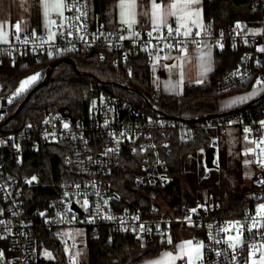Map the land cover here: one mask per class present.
I'll list each match as a JSON object with an SVG mask.
<instances>
[{
    "label": "built area",
    "instance_id": "2783aa9c",
    "mask_svg": "<svg viewBox=\"0 0 264 264\" xmlns=\"http://www.w3.org/2000/svg\"><path fill=\"white\" fill-rule=\"evenodd\" d=\"M254 1L261 11L258 25L234 22L228 28L204 26L192 29L185 36L184 32L188 30L181 27L177 34L179 24L174 20L169 24L173 29L172 35L168 33L169 26L158 31L145 24L108 26L94 17L91 0H73L72 6L64 10V18L54 24V36L41 31L14 30L8 42L0 43V66L5 61L16 63L21 58H32L40 64L66 52L96 49L101 58L110 55L114 65H121L130 73L133 70L132 61L139 53L145 54L152 66L156 61L167 60L170 54L194 55L203 43L213 48H221L228 43L240 44L246 45L248 50L242 54L240 64L218 81L217 88L222 93L233 92L251 81L257 68L259 72L255 85L264 97V52L259 50L264 48V0ZM81 13L85 15L81 16ZM78 16L79 20L76 19ZM23 93L0 91V220L5 222L0 224V252L3 253L0 264H35L38 260L36 231L40 229L63 232L108 227L122 236L146 242L154 237L169 235L174 227H187L195 232V241L204 245L203 254L193 264H245V261L250 264V255L264 244V214L258 215L259 205L264 204V183H260L264 180V143H260L264 140V124L261 123L264 121V104L260 107L259 117L251 113L232 112L227 116L205 118L203 122L175 117L152 119L137 106L91 87L86 95L88 110L81 116L48 110L40 124L7 128L9 108ZM197 126L216 129L223 134L228 133L230 128H236L250 144L254 170L252 198L255 200L250 210L239 215L222 216L217 214V208L211 201L185 208L179 215L172 213L157 217L140 208L115 207L118 195L107 177L112 173L123 146L139 152L138 187L168 186L171 179L167 159L170 145L167 141H158V137L178 128L184 131L185 139H189L195 135ZM218 138V134L213 137L211 147H219ZM52 142L69 143L66 162L71 171L81 176L58 182L53 206L38 211L34 219L26 218L23 190L36 186L38 180L28 183L32 177H19L8 170L7 155L19 164L26 150L38 151ZM110 148L115 151L108 152ZM5 150L8 152L5 153ZM253 220L258 224L249 232ZM236 221L240 225L228 232L221 230ZM238 228L242 236L233 249L229 244L236 241H228L227 236H235ZM217 240L220 242L217 243ZM61 241L66 246L70 240L61 236ZM252 244L257 248L249 247ZM176 264L188 262L180 260Z\"/></svg>",
    "mask_w": 264,
    "mask_h": 264
},
{
    "label": "trees",
    "instance_id": "16d2710c",
    "mask_svg": "<svg viewBox=\"0 0 264 264\" xmlns=\"http://www.w3.org/2000/svg\"><path fill=\"white\" fill-rule=\"evenodd\" d=\"M118 1L91 0L94 17L108 26H115L116 23H112V11ZM203 15L205 27L228 28L234 22L258 25L261 11L254 0H203ZM247 50L246 45L230 43L214 48L213 70L209 74V81L205 85L188 86L181 95L170 96L155 89L151 65L146 55L141 53L132 61V72L127 73L121 65L113 64L110 55L101 58L99 50L66 52L54 59L70 56L75 60L77 68L64 61L53 69L49 78L46 77L47 68L54 59H45L40 64L32 58H21L16 63L5 61L0 66L1 92L14 91L25 75L36 69L42 70L41 80L20 95L9 108L8 117L14 114L30 94L19 113L5 127L20 128L40 124L48 110L59 111L62 107L75 117L81 116L88 110L86 95L91 87L107 91L120 100L137 106L146 117L152 119L175 117L191 121L202 119L203 122V118L208 116L222 113L227 116L229 111H234V114L251 113L259 117L260 107L264 104L261 93L254 100L230 109L220 108L219 105L224 93L218 90V81L240 64L242 54ZM258 72L259 69L255 68L253 79L233 92L255 87ZM247 104L249 106L246 109L239 110ZM216 134L219 135L220 145L216 149L215 165L208 169L205 152L211 147ZM225 135L216 129L197 126L195 135L189 139H185L184 131L178 128L159 136L158 141H167L170 145V156L167 159L171 179L168 186L164 187H138L136 179L140 173L139 152L123 146L112 173L107 177L108 183L118 195L115 207L140 208L157 217L172 213L179 215L185 208H194L201 203L209 204L211 201L217 208V214L222 216L239 215L250 210L255 205L252 179L250 184L244 185L240 176L232 180L223 175L222 169L233 171L234 164L239 166V161L237 163L223 145ZM68 148L67 142H52L38 151L26 150L19 164L14 163L7 155L8 170L19 177L26 175L38 180L36 186L25 187L23 190L26 218L34 219L38 211L53 206L58 182L81 176L71 171L66 162ZM177 228L174 227L170 234ZM36 235L38 260L35 264H71L61 241V232L40 229L36 231ZM84 242L86 258L75 264H136L145 257L157 254L163 244L172 245L168 243L166 236L140 242L132 237L122 236L108 227L84 229ZM43 250L50 252L51 256H45Z\"/></svg>",
    "mask_w": 264,
    "mask_h": 264
},
{
    "label": "rangeland",
    "instance_id": "374dc122",
    "mask_svg": "<svg viewBox=\"0 0 264 264\" xmlns=\"http://www.w3.org/2000/svg\"><path fill=\"white\" fill-rule=\"evenodd\" d=\"M160 3L161 0H156ZM165 3H171L173 0H164ZM181 6H178V9ZM194 9L199 10V15H194L192 17H185L184 20L178 21L175 17L168 16L165 14L163 23H170L172 20L176 21L179 25L184 24L183 27L186 30L189 29H201L204 27V15H203V0H200L198 4L192 6ZM125 9L127 10L125 12ZM122 12L125 14L122 16ZM52 13H56L49 9V15H44V7L38 0H0V24H2L3 32L7 33L6 41L0 38V43L8 42L12 32L15 30V24L19 23L21 26L20 32H34L36 29L45 30V23L48 22L49 16ZM148 13V15H145ZM152 0H135V5L131 6V0H125L124 8L121 7V0L115 4V9L112 11V23L123 24V20L127 19L129 23L131 21L140 19L142 16H147L151 20V26L153 27L152 18ZM65 16V11H64ZM179 10L177 15H182ZM195 21L193 23L192 21ZM41 22V25L40 23ZM161 27V25H159ZM201 53L194 56L189 55H172L173 60L156 61L152 66L153 74V84L157 91L165 96L170 95H181L185 92L186 87L191 85H205L209 81V74L213 70L214 61V48L208 43H203L200 47ZM39 74L38 78L25 86L22 90L23 92L29 91L35 84H37L42 78V70L36 69L25 75L17 85L15 91L20 88L21 83L27 80L29 77ZM260 94V89L258 87H252L251 89L241 90L238 92H233L230 94H222L219 100L220 108L230 109L236 105H243L242 101L248 102V98H254L257 94ZM241 97H247V99L240 100ZM223 145L227 147L228 154L234 158V160L239 161L238 164H234L233 171H228L227 169H222L223 175L231 178L232 180L238 179L240 176L244 181V185L250 184L253 176V164L251 160V150L248 141L244 138L243 134L236 128H230L228 133H226L224 139L222 140ZM208 168V167H207ZM209 169V168H208ZM163 209H166L163 206ZM65 239L70 240L65 246V250L71 258V264L78 263L80 260L86 258L85 255V242H84V229L75 230H63L61 232ZM168 243L172 245L163 244L159 252L151 257H145L138 261L136 264H169L170 261L179 257L189 259V253L191 255L192 262L197 259V256L203 254L201 249L199 253L193 251V249L199 245L203 244L201 242H195V232L187 227H179L175 229L172 234L166 236ZM169 240L171 242H169ZM191 241V245H187L186 242ZM167 243V244H168ZM181 248L184 251H181ZM47 250H43L45 255ZM50 253V252H48ZM171 253V256L167 254ZM250 255L249 262L253 264L256 261L260 264V257L264 256V244L261 248ZM46 256V255H45ZM49 257V256H47Z\"/></svg>",
    "mask_w": 264,
    "mask_h": 264
},
{
    "label": "snow or ice",
    "instance_id": "6c2138e0",
    "mask_svg": "<svg viewBox=\"0 0 264 264\" xmlns=\"http://www.w3.org/2000/svg\"><path fill=\"white\" fill-rule=\"evenodd\" d=\"M39 3H41L44 7V15L48 16L49 15V9H51L52 11L56 12L59 16H63L64 10L65 8H70L72 6L73 0H38ZM200 2V0H173V2L171 3H165L164 0H161L160 3H157L156 0H152V18H153V31H158L159 29V25L162 24L164 22V17L165 14H167L168 16H172L175 17L178 21H182L185 19V17H192L194 15H199V10L194 9L192 6L195 4H198ZM124 4H125V0H121V7L124 8ZM135 5V0H131V6ZM178 6L179 7L178 9ZM180 11L181 13H183L182 15H177V11ZM127 10L125 9V12ZM125 12H122V16L125 14ZM85 15V13H81V16ZM145 15H148V13H145ZM77 20L80 19V17H76ZM123 23L127 24L129 27H131V24L129 23V21L127 19L122 21ZM193 23H195V21H192ZM52 24H55L56 21H51ZM132 23H135V20H132ZM3 25L0 24V38L4 39L6 41L7 39V33L3 32ZM181 27H186V25L184 24H180L177 29H176V33L179 34L180 28ZM237 28L240 27V24L237 23L236 25ZM15 30L16 32H20L21 31V26L19 23L15 24ZM191 32V29H189L188 31L184 32L185 36H188ZM168 33L169 35H172L173 33V29L171 28V26H169L168 28ZM197 35H199V32L196 33ZM53 36L55 35V33L52 34ZM69 35H71V33H69ZM149 36L152 35L151 32L148 33ZM52 37L50 36L49 39H51ZM83 38V37H81ZM17 39H19V37H17ZM121 39H123V37H121ZM25 43H27V41H25ZM169 47H171V45H169ZM261 52H264V48H260L259 49ZM49 55H51V53H49ZM39 74H36L34 76L29 77L27 80L23 81L21 83L20 88L17 90V92L19 93L20 91H22L26 85H28L29 83L35 81L38 78ZM240 100H244L247 99V97H241L239 98ZM262 124H264V121L261 122ZM65 128L68 127L67 124L64 125ZM245 131H248V129H246ZM260 143H264V140L260 141ZM108 152H112L115 151V149H108ZM264 151V150H262ZM107 154V153H105ZM264 166V165H262ZM36 178L32 177L31 180L28 181V183H32V181H34ZM260 183H264V180H261ZM85 203H87V201H85ZM0 211H2V209H0ZM193 211H195V209H193ZM260 214H264V204H260L259 205V209H258V215ZM108 219H111V217H108ZM138 219V217H137ZM190 219V218H189ZM5 222L0 220V224H4ZM258 224V221L253 220L252 223V227L248 229L249 232L252 231L253 228H256ZM237 225H240L239 221H236L235 224H232L231 222L229 223V227L228 228H224L221 229L222 231L228 232L230 230V228L236 227ZM141 228H143V225H140ZM242 227V225H241ZM242 236V233L239 231V228L237 229V234L235 236L229 235L227 236V240L228 241H236V243H230L229 247L235 249L237 247V243L240 242V237ZM169 242H171L169 240ZM217 243H219L220 241L217 240ZM187 245H191L192 242L191 241H187L186 242ZM242 247V244H241ZM249 247L255 249L257 248V246L255 244L249 245ZM204 248L203 244H199L197 245L193 251H196L197 253H199V251L201 249ZM181 251L183 252L184 249L181 248ZM186 255H189V259H188V264H193L192 259H191V255L189 253H185ZM219 254V253H218ZM254 254V253H252ZM46 256H51V253L45 252ZM168 256H171L172 254L169 253L167 254ZM0 256H3V253L0 252ZM197 259H199V255L197 256ZM157 264H159V262H157ZM245 264H247V261H245ZM253 264H257L256 261H253ZM260 264H264V256L260 257Z\"/></svg>",
    "mask_w": 264,
    "mask_h": 264
},
{
    "label": "water",
    "instance_id": "95a60500",
    "mask_svg": "<svg viewBox=\"0 0 264 264\" xmlns=\"http://www.w3.org/2000/svg\"><path fill=\"white\" fill-rule=\"evenodd\" d=\"M64 61H67V62H70L75 68H77V65H76V62L75 60L70 57V56H66V57H63V58H59V59H56L54 60L53 62L50 63V65L48 66L47 68V75L46 77L49 78L52 73H53V69L59 65L60 63L64 62ZM30 97V94H28L24 100L21 102L20 106L17 108V110L14 112V114H12L8 120H10L11 118H13L15 115H17L19 113V111L22 109V107L25 105V103L28 101ZM249 106V104L247 105H244L242 107L239 108V110H243V109H246L247 107ZM61 113L65 114L66 115V112H65V108H60L59 110ZM234 111H229L227 112V114H230ZM68 115V114H67ZM216 116H223V113L222 114H218V115H212V116H208L206 118H212V117H216ZM205 119V118H203ZM202 119H198L196 121H200ZM215 154H216V148L215 147H210L206 152H205V163L207 165L208 168H212L215 164H214V160H215Z\"/></svg>",
    "mask_w": 264,
    "mask_h": 264
},
{
    "label": "crops",
    "instance_id": "0c3cea01",
    "mask_svg": "<svg viewBox=\"0 0 264 264\" xmlns=\"http://www.w3.org/2000/svg\"><path fill=\"white\" fill-rule=\"evenodd\" d=\"M50 18H49V20H48V22L47 23H45V30L46 31H41V32H44V33H46V34H51V33H53V26H54V24H52L51 23V21H58V20H60V19H63L64 18V14H63V16H59L57 13H52L50 16H49ZM40 23V25H41V22H39ZM117 24H120V23H116V25ZM131 25H133V26H136V25H147V26H149V27H152L150 24H151V20L147 17V16H142L140 19H137V20H135V23H132V21H131V23H130ZM169 24L170 23H162V24H160L161 25V27H159V28H165V27H168L169 26ZM40 30H42V29H36L35 31H40ZM31 32V31H30ZM11 37V36H10ZM10 40V39H9ZM203 45V44H202ZM201 45V46H202ZM200 46V47H201ZM200 47H199V49H200ZM198 49V51L194 54V55H198V54H200L201 53V50H199ZM194 55H189V56H194ZM213 57H214V54H213ZM170 59V60H169ZM167 60H169V62H171L172 60H173V58H172V56H170V57H168L167 58ZM259 88V87H258ZM260 89V88H259ZM260 92H261V89H260ZM259 95V93L257 94V96ZM256 96V97H257ZM256 97H254V98H248V102H250L251 100H254ZM243 102V104L245 103V101H242ZM247 102V103H248ZM236 106H238V105H236ZM232 108V107H231ZM195 242H197V241H195ZM198 242H201V241H198ZM202 243V242H201ZM204 249V248H203ZM201 257V256H200ZM180 260H185V261H187L188 262V260H186L185 258H179V257H177V258H175V259H173L172 261H170L169 262V264H176L178 261H180ZM193 262H195V260L193 261Z\"/></svg>",
    "mask_w": 264,
    "mask_h": 264
}]
</instances>
